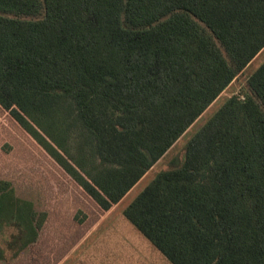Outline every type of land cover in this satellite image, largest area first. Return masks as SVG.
Wrapping results in <instances>:
<instances>
[{"label":"trees","instance_id":"trees-1","mask_svg":"<svg viewBox=\"0 0 264 264\" xmlns=\"http://www.w3.org/2000/svg\"><path fill=\"white\" fill-rule=\"evenodd\" d=\"M263 47L264 0H0V107L107 212ZM123 215L171 264H264V61ZM45 218L0 180L20 249Z\"/></svg>","mask_w":264,"mask_h":264},{"label":"rangeland","instance_id":"rangeland-1","mask_svg":"<svg viewBox=\"0 0 264 264\" xmlns=\"http://www.w3.org/2000/svg\"><path fill=\"white\" fill-rule=\"evenodd\" d=\"M264 61V47L188 127L171 148L107 212L0 107V180L15 195L46 213L37 239L20 249L23 234L15 223L0 231V264H171L123 215L125 207L183 153L185 143L232 95L244 93V81Z\"/></svg>","mask_w":264,"mask_h":264},{"label":"crops","instance_id":"crops-1","mask_svg":"<svg viewBox=\"0 0 264 264\" xmlns=\"http://www.w3.org/2000/svg\"><path fill=\"white\" fill-rule=\"evenodd\" d=\"M146 174H147V172H146L144 175H146ZM144 175H143V176H144ZM143 176H142V177H143ZM142 177H141V178H142ZM141 178H140V179H141ZM140 179H139V180H140ZM139 180H138V181H139ZM138 181H137V182H138ZM137 182H136V183H137ZM129 191H130V190H129ZM127 193H128V192H127ZM127 193H126V194H127ZM126 194H125V195H126ZM125 195H124V196H125ZM124 196H123V197H124ZM123 197H122V198H123ZM120 200H121V199H120ZM120 200H119V201H120ZM119 201H118V202H119ZM118 202H117V203H118ZM117 203H116V204H117Z\"/></svg>","mask_w":264,"mask_h":264}]
</instances>
